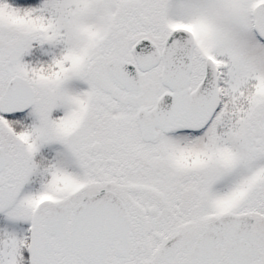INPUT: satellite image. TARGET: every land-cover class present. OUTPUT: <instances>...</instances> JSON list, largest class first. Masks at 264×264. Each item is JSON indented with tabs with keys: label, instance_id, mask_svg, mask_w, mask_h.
Returning <instances> with one entry per match:
<instances>
[{
	"label": "snow or ice",
	"instance_id": "snow-or-ice-1",
	"mask_svg": "<svg viewBox=\"0 0 264 264\" xmlns=\"http://www.w3.org/2000/svg\"><path fill=\"white\" fill-rule=\"evenodd\" d=\"M0 264H264V0H0Z\"/></svg>",
	"mask_w": 264,
	"mask_h": 264
}]
</instances>
